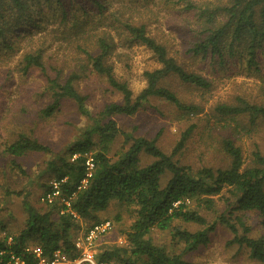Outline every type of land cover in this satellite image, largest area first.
Returning <instances> with one entry per match:
<instances>
[{"label": "trees", "instance_id": "trees-1", "mask_svg": "<svg viewBox=\"0 0 264 264\" xmlns=\"http://www.w3.org/2000/svg\"><path fill=\"white\" fill-rule=\"evenodd\" d=\"M158 1V6L163 3L167 8L163 14L136 0H0V50L11 54L19 50L21 41L32 42L18 60L21 72L39 70L45 78L43 94L49 99L37 111L38 116L50 118L69 101L87 120L81 134L59 151L26 132L5 143L4 152L14 168L26 176L19 158L49 154L42 167L54 179L44 185V200L54 191L52 182L58 183L59 196L52 203L45 200L50 206L46 211L24 199L27 219L17 233L9 232L0 220V231L6 232L0 237V264H10L13 256L25 264H38L33 247H40L42 257L49 260L57 251L75 258L79 253L75 244L78 220L101 222L99 213L113 203L133 207L134 217L121 229L112 223L125 243L104 244L97 263L193 264L174 251L176 245L183 243L186 251L206 245L210 233L221 224L232 234L229 245L245 247L251 258L264 264V151L254 144L246 160L231 135L239 131L251 136L264 123V0ZM49 22L53 26L34 42L33 34L46 29ZM154 22L165 24L170 34L176 32L178 43L169 35L150 34ZM50 41L58 42L57 49L71 58L67 71L62 66L65 58L60 65L49 60ZM131 44L145 46L160 63L144 72L147 83L137 95L127 81L117 78L110 61L113 52ZM183 57L195 60L196 69L180 61ZM233 64L260 79L262 97L258 101L238 95L234 102L215 105L208 129L231 131L221 141L224 165L194 169L184 163L180 153L197 126L194 116L203 106L181 97L171 82L205 92L214 87V79L202 74L200 66L217 73ZM91 74L102 77L107 90L121 96L119 101L105 103L97 114L88 108V94L77 86ZM153 98L174 106L180 117L191 120L180 129L171 151L158 144L160 133L147 137L125 132L112 118L114 114L132 116ZM120 134L125 135L128 146L111 155L110 145ZM86 154L92 155L94 170L83 186ZM226 188L230 193L227 211L208 221L201 209L211 210L214 197ZM12 193L22 194L7 190ZM249 213L259 218L261 233H252L246 221ZM183 223L199 228L190 230ZM154 231L167 233L170 247L155 241Z\"/></svg>", "mask_w": 264, "mask_h": 264}, {"label": "rangeland", "instance_id": "rangeland-1", "mask_svg": "<svg viewBox=\"0 0 264 264\" xmlns=\"http://www.w3.org/2000/svg\"><path fill=\"white\" fill-rule=\"evenodd\" d=\"M136 2H144L153 9L155 8L156 11L160 10L159 13L162 14L167 11V8H163V3L161 6L160 4L157 5L158 0L152 2L150 0H136ZM52 26L53 24L49 22L46 29L37 30L32 37L34 42H37L39 37ZM149 33L157 36L169 35L175 39V43H178L176 32L173 31L170 34V30L165 27V24L152 23L149 26ZM57 43L56 41L51 42L46 53L52 54L49 60L56 62L57 65H60L65 58L67 64L62 66L64 71H67V60L70 57L63 49H57ZM31 44L32 42L28 45L26 41H21L19 50L11 54L0 50V220L12 233L19 232L25 225L27 212L23 207L24 199L41 211L49 209L50 206L44 200V192L45 186L51 183L54 178L45 173L44 167H42L43 161L50 157L49 154L34 153L19 158V163L29 174L26 176L14 168L10 156L4 152L5 143L15 139L19 132H26L33 137H39L55 151H59L64 145L77 138L87 125L85 116H82L77 111L76 106L69 101L64 102L61 109L50 118L42 119L38 116L37 111L49 99L47 93L43 94L46 85L45 78L39 70L31 71L28 74L22 73L18 61ZM110 61L113 62L117 78L127 81L134 95H137L146 86L144 72L160 66L152 52L140 44L118 48L111 55ZM180 61H183L190 69L197 67V63L191 57L180 58ZM199 69L202 74L214 79L212 89L202 92L175 81L171 82L181 97L192 99L203 106L202 111L194 116L197 126L180 153L184 163L191 165L194 169L203 166L218 167L224 165L221 141L223 135L231 133V131L219 130L218 128L214 131L208 129L207 122L209 118L213 117L215 105L234 102L238 95L258 101L262 97L258 86L260 79L256 75H246L244 70L241 72L234 64L217 73H213L211 67L206 65L200 66ZM77 86L80 92L88 94V108L94 114L99 113L105 103L121 99L119 94L108 91L103 78L95 74L81 78L77 82ZM179 115L174 106L160 103L158 99L153 98L150 104H146L132 116L114 114L112 118L125 132L134 131L138 135L147 137H154L160 133L158 144L165 150L171 151L180 129L191 122V120ZM242 120L244 121L243 117ZM231 124L234 125L232 122ZM231 135H234L235 141L242 147L246 160L253 150L254 144L259 145L264 151V123H259L251 136L239 131H234ZM110 146L111 155L124 150L128 146L125 135L120 134ZM7 190L22 194H7ZM228 197H230V193L226 188L220 195L214 197L215 206L211 210L201 209V213L206 216L208 221L213 222L219 215L227 211L226 200ZM117 216L120 217L119 220H116ZM99 217L101 220H111L116 225L115 229H121L131 223L134 217V208L113 203L109 209L100 212ZM246 217L247 224L252 228V233H261L262 227L259 218L253 213H249ZM78 221L80 227L77 229L78 236L76 239L82 237L95 222L93 219L81 218ZM183 227L190 230L199 228L196 224L185 223H183ZM5 234L6 232L0 231V237L5 236ZM152 237L155 241L170 247V237L167 233L154 231ZM231 239V232L218 224L217 228L210 233L208 244L200 245L195 250L186 251L184 244L181 243L176 245L174 251L182 253L183 259L193 264H263L251 258L245 247L236 244L229 245L228 242ZM111 243L124 244L125 237L120 235L118 230L115 232L112 230L107 237L97 240L92 248L93 259L96 264H100L97 263V253L101 251L104 244ZM66 258L71 260L69 256Z\"/></svg>", "mask_w": 264, "mask_h": 264}, {"label": "built area", "instance_id": "built-area-1", "mask_svg": "<svg viewBox=\"0 0 264 264\" xmlns=\"http://www.w3.org/2000/svg\"><path fill=\"white\" fill-rule=\"evenodd\" d=\"M77 155H74L73 159L76 158ZM86 175L84 179L82 180V185L85 186L89 178L93 174L94 170V159L91 154H86ZM54 191L52 193H48L45 196V200L49 203H52L55 197L59 196V190H58V183L52 182ZM68 205L69 203L66 202ZM113 230V224L111 220H103L98 223H94L85 233L82 237H78L76 239V247L79 250V253L75 258H71V260H68L66 258L65 254L60 253V251H57L55 253V256L52 260H49L47 258L42 257V250L40 247H33L31 250L35 253V255L38 257L39 261L38 264H96L93 259V252L92 248L97 240L100 238L109 235ZM10 264H25L23 260H21L18 257H12V261Z\"/></svg>", "mask_w": 264, "mask_h": 264}]
</instances>
